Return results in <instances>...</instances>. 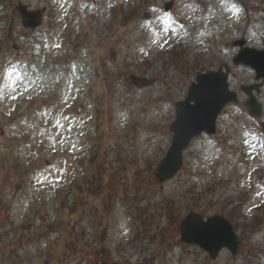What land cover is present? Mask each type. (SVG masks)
I'll use <instances>...</instances> for the list:
<instances>
[{"label": "rangeland", "instance_id": "1", "mask_svg": "<svg viewBox=\"0 0 264 264\" xmlns=\"http://www.w3.org/2000/svg\"><path fill=\"white\" fill-rule=\"evenodd\" d=\"M20 1L29 5L32 9L38 8L41 2V0ZM117 1L120 0H98L96 7L98 11L100 10L99 12L105 15L111 8L112 3L116 5ZM127 1L130 0H125V2ZM230 1L231 0H218L217 8L212 12V15L213 17H219L223 21H221L220 25L213 27L214 32L205 34L201 32L189 47H184L188 49V55L184 58V62L187 63L183 61L172 63L173 53L158 54V57L154 58V60L142 64H138V58L129 57L128 55H123L118 59L121 65V72H132L133 75L149 77L155 81L153 85H151L152 87L149 88L140 90L132 88L131 93H133V95L131 96L128 93H123L124 89H122L121 94L115 95L112 99L110 107L112 111H116L117 117V119H112V134L116 141L121 140L122 149L116 146L108 150L105 159L113 166V168L108 169L111 174L116 171L115 169L121 167L122 162L124 163L125 161V164L134 162V159L137 160L140 167H143V170L146 169L147 172H151V170L152 172L154 171V167L160 158L151 162V166H149L148 163H144L141 166V163L144 162L153 145L164 147L163 144L165 143L166 137L160 135L163 134L161 126L167 124L172 119L173 103L185 90L186 82L182 79L184 74L183 71L185 70L186 73L192 75L193 72L195 73L201 67H209V64H212V62H215L217 59L229 61L235 51L229 45V42L234 37L240 36L246 29L242 10L235 8L233 5L230 6ZM253 1H258L264 5V0ZM179 3L182 4L184 10L183 17L185 18L188 16L187 14L191 12L188 11L187 7L185 8L184 0H179ZM189 4L192 5L190 0L187 1V5ZM55 5L58 9V13L55 18L54 16L51 17V21L55 25V32L50 31L51 34H58V30H61L63 24L62 10L64 8V0L55 2ZM227 7H230V10H227ZM87 11L88 10L84 9L81 10L84 16L80 18L79 23L84 25L85 22H87L92 31V38L98 40L97 37L99 38V34H97L96 30L102 27L99 25L98 19H93ZM139 11H141V9H139ZM194 11L197 12V9ZM111 14L112 11L110 15ZM203 17L204 16L201 15V19H203ZM59 18L60 22L57 21ZM104 19L105 17L100 20L102 21ZM157 21L156 19L155 25L159 26L160 24H158ZM75 32V28L72 27L70 39H74L73 44L80 43V38L78 36L73 38ZM106 35L107 32H103L100 38L104 39ZM148 36L150 38V34H148ZM262 37H264V19L259 23H255L246 31V38L251 46L257 47ZM206 38L210 43L208 42L205 46L199 45L200 40ZM52 40L55 41L53 37ZM126 41L129 42L128 36ZM130 42L134 44L135 48L138 47L140 44L138 34H133L132 37H130ZM80 45L82 46V44ZM203 47H208V50L203 49ZM85 53H89L88 49L85 50ZM83 54L84 52L81 50V55ZM188 69H190L191 72L188 71ZM111 72L113 75L117 73L113 67L111 68ZM233 73V84L237 85L240 82H246L250 79V75L242 68L233 69ZM86 77L87 76H84L81 80L77 81L76 89H80L82 81H84ZM119 84L120 87H122L120 81ZM74 90V85L68 83L66 92L69 91L73 97V95H75ZM19 91L17 85L14 84H9L6 91L0 90V125H2V130L6 138L10 139V143H12L8 164L9 166L15 167L13 171L9 172L8 178H5L7 182L5 190L2 188L3 192L0 191V194L4 196H1L3 197L2 203L6 206L4 216L0 213V264H48L46 263L47 261H52L54 263V260L57 261L59 258L58 253L66 233L67 236L69 235L67 229H65L64 237L62 238V233L58 230L64 231L65 219L63 218V214L61 215L63 212L62 209L60 210L62 201L61 199L59 200L60 206L57 208L55 204H58V194H54V192L58 189L60 178L65 174V166L63 165L64 158L69 161L74 156H79L80 152L76 148L77 145H75L76 150L71 147L73 137L69 138V135L73 132L72 130L69 131V128L65 130L66 124L63 128L65 131L60 127H54L51 135L54 133L55 135L44 144L37 142L39 136L34 135L33 132H31V134H28V132H24V135L21 134V130L25 131L23 124L18 125L20 120L19 114L22 108L20 107L15 111V101L13 100V97L17 95ZM46 98L47 97L41 99L45 100ZM125 98H127V100L123 102ZM66 104L67 103L62 106V109ZM122 110L128 112L125 118V126H122L124 119L119 118L118 113L119 111L122 112ZM233 112L237 113L238 109L234 107L229 108L226 114H223L219 119L221 128L220 136L223 137L225 134L229 135V132H232V138L229 140L231 144H238L241 138L242 142L247 144L244 153L248 159L250 155L256 152L257 158L253 156L252 160L258 168L247 170V166L244 163L245 161L243 162L241 160L242 164H238V157L235 156L237 158V160H235L231 151L227 150V153H231L233 158L231 159L228 157L229 163L227 167H229V169H219L216 178L217 181H219L218 184H213L210 175H201L198 177L197 186L194 187L193 193H190L188 196L183 192L187 187L186 183L183 185V180L185 178H177L178 183L182 186H177L176 184L173 195L164 194L158 199V204H161L162 202L160 201H163L164 198L174 201L172 204V217L170 221H168L166 217H162L163 214L161 213H163V209L160 205L151 206L152 211L154 210L155 218H152L149 213V217L145 220L146 230H141L140 228L133 230V235H135L137 231H140L143 236H151L153 232L158 236L157 240L152 237L153 241H155L152 244L144 242L146 245H150L148 247V254L151 252V249L157 248V245L164 247L169 245L171 239L178 238L177 226L181 218L180 214L188 212L186 207L183 208L184 206H190L188 208L191 209L190 211L201 212L207 216L215 212L223 213L224 197H222L221 194L226 193L224 196L232 199V205L241 204V214L243 218L242 220L238 219L234 221V225L236 232L241 234L240 239L242 247H240L238 251L239 254L237 253L238 255L236 257H231L230 254L223 252L219 258L213 262L203 259L204 255L200 253L199 264H243V261H245L244 264H264V248L263 250L260 249V251L257 250V247H264V224L259 227L256 234H251L249 229L252 227L255 228L258 224L254 225L252 221L248 220V214L252 211L250 208L251 204L260 206L264 203L263 183H253V174L259 177L264 176V166L262 167L261 164L263 159L260 157L257 149L255 150L256 145L253 141V136H250L251 134L240 125L241 120L234 118V115L231 114ZM86 116H89V114ZM5 118L6 120H4ZM135 121L151 123V126H148V128L153 130L150 132L147 128H144L147 127V124H145L134 138H130L123 142L121 136L126 132H133L132 125L136 124ZM56 128H58L57 131ZM166 128L167 126L165 125L164 129L166 130ZM103 129L104 124L102 123L99 126L100 132ZM157 131L161 132L158 134L159 137L154 139L158 136H154V133ZM198 144H200V146ZM31 145H34V150L38 152L36 160L32 157ZM205 147L206 145L204 142L197 141L187 152L188 160L193 159V153L196 152V148L202 150ZM210 149H213V146H210ZM92 153L93 152H89L88 155ZM238 154L241 155V152L239 151ZM7 155L8 154L0 148V171L3 169V160L8 158ZM155 158L156 157H153V160ZM86 159L87 158L84 159L85 162ZM28 163H31V165L27 166ZM128 165L130 166V164ZM83 167H85V163ZM32 168L35 170L30 174L28 180L21 181L20 174ZM153 177L154 176L148 178V186L157 183ZM92 179L94 178H92L90 172H86L82 181L90 182ZM151 181L153 184L150 183ZM113 182H115V184L118 182L117 177L112 178V186H115ZM216 186H225L227 189H219L217 191L215 189ZM177 187L181 188V193L180 195L178 194L179 198L174 196L177 192ZM248 187L251 188V191L254 190L255 187L258 188L256 192L251 193L256 194L257 198L253 199L251 197L250 204H246L245 201L241 199L243 198L241 196H246L247 194H249V196L251 195L250 191L247 189ZM168 188L171 189V185H169ZM201 188L206 190V192L200 190ZM215 190L216 192L211 194V192ZM62 200H64L63 197ZM65 200H67L69 204L73 203L67 198H65ZM113 206L107 208V230L102 241H100L99 237L103 227H105L104 223H102V225H97L96 219H92L89 220L87 225L83 224L81 226V228L85 227L84 231L79 229L83 231L81 232L84 237L82 240L83 244L88 245V252L92 258L96 259V264H112L115 259L127 258L124 256V253L130 256V250L139 249V246L135 243L128 242V238L132 232V230L129 231V227L132 229V224L129 222L128 211L122 208L120 202L116 205L113 203ZM234 209L235 211L231 214L232 218H235L238 214V210L236 208ZM263 211L264 208H261L258 214ZM98 215L99 212H97L96 217ZM165 215L167 214L165 213ZM62 220H64V225ZM241 221L243 223L247 222V224L243 226ZM163 223L168 224L164 226ZM49 225H52V227L49 228ZM80 225L81 223L78 225V228H80ZM159 229L162 230L158 232ZM79 238L80 234L76 232V234H74V240ZM132 238H134V236ZM248 242L251 243L248 244ZM72 244L75 245V243ZM80 251L81 249L77 246H63L60 255L61 258L67 254H71L73 259H59L61 262L58 264H92L89 259H81L78 257ZM184 259L190 258L186 257Z\"/></svg>", "mask_w": 264, "mask_h": 264}, {"label": "water", "instance_id": "2", "mask_svg": "<svg viewBox=\"0 0 264 264\" xmlns=\"http://www.w3.org/2000/svg\"><path fill=\"white\" fill-rule=\"evenodd\" d=\"M251 57V65L256 69L258 75L264 76V51L261 53L249 55ZM233 96L226 92L224 78L217 77L213 81L202 80L198 85L191 88L188 99L177 105L176 120L172 124L171 129L174 132V142L171 150H175V158H179V150L186 144L188 139L198 133L206 126H212V122L219 109ZM193 100L194 104L189 105L188 101ZM174 166V167H171ZM178 160L161 167L160 172L173 173L178 167ZM164 170V171H163ZM212 220L201 222L200 216L196 214L188 215L181 224V239L186 242H196L201 247L211 251L214 255L216 249V240L208 237V235L228 237L223 228L214 226L212 231L209 227ZM226 231L231 238V245L235 246V238L230 231V227L223 223ZM197 232V236L193 234ZM215 246V247H213Z\"/></svg>", "mask_w": 264, "mask_h": 264}, {"label": "bare ground", "instance_id": "3", "mask_svg": "<svg viewBox=\"0 0 264 264\" xmlns=\"http://www.w3.org/2000/svg\"><path fill=\"white\" fill-rule=\"evenodd\" d=\"M260 208H264V203H262V204L260 205Z\"/></svg>", "mask_w": 264, "mask_h": 264}]
</instances>
